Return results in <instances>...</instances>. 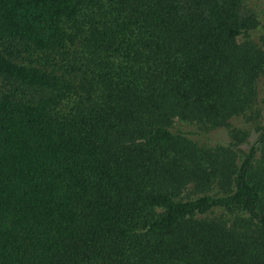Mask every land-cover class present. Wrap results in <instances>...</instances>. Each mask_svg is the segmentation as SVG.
Masks as SVG:
<instances>
[{"label":"trees","instance_id":"16d2710c","mask_svg":"<svg viewBox=\"0 0 264 264\" xmlns=\"http://www.w3.org/2000/svg\"><path fill=\"white\" fill-rule=\"evenodd\" d=\"M263 33L243 0H0V264H264ZM235 117L247 151L200 142Z\"/></svg>","mask_w":264,"mask_h":264},{"label":"rangeland","instance_id":"374dc122","mask_svg":"<svg viewBox=\"0 0 264 264\" xmlns=\"http://www.w3.org/2000/svg\"><path fill=\"white\" fill-rule=\"evenodd\" d=\"M245 4L249 7L254 8L257 13H261L264 10V0H243ZM256 42H259L264 47V33L263 39L260 41V37L257 35H252ZM5 86L7 84L3 79L0 77V93L4 91ZM258 98L257 102L254 105V114L253 116H257V112H259L258 117H256V121L259 122L260 125L264 126V77H262L258 84ZM232 128H238L241 134L244 133V139L238 143H236L235 139L232 137V133L230 130ZM258 132L255 129L254 122H245L242 117H235L230 120V125L227 127H220L211 130L206 136L201 137L202 140L200 141L202 144H205L206 147H212L217 144L222 145H232L234 150L240 149L242 151H247L251 144L257 137Z\"/></svg>","mask_w":264,"mask_h":264}]
</instances>
